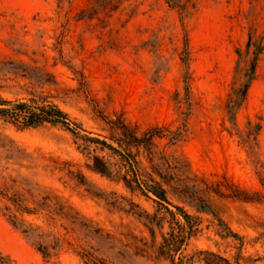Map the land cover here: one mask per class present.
Here are the masks:
<instances>
[{"label":"rangeland","instance_id":"rangeland-1","mask_svg":"<svg viewBox=\"0 0 264 264\" xmlns=\"http://www.w3.org/2000/svg\"><path fill=\"white\" fill-rule=\"evenodd\" d=\"M0 101L76 131L0 116L11 264H264V0H0Z\"/></svg>","mask_w":264,"mask_h":264},{"label":"trees","instance_id":"trees-1","mask_svg":"<svg viewBox=\"0 0 264 264\" xmlns=\"http://www.w3.org/2000/svg\"><path fill=\"white\" fill-rule=\"evenodd\" d=\"M248 81L242 86L240 89V94L237 96L231 95L227 102V108L230 110L239 106L248 90L250 82L253 80L254 76V63H252L251 69L249 71ZM34 104V103H33ZM12 105L8 101H0V116L7 117L11 120V122L21 129L26 128H36L44 123H48L52 126H61L69 130L70 132L75 133L74 128L71 127V122L68 119L66 113H64L60 108L55 105H30L25 102H19L17 104L12 105V108H8L7 106ZM76 126V125H75ZM76 134V133H75ZM94 143L101 144L106 146L110 150L118 153L120 157L129 165L130 172L133 176V179L137 183L138 187L142 190V192L147 196L148 194L152 195L159 202L168 203L166 197V191L159 183H153L151 185L142 186L139 176L137 173V169L135 167V160L131 153L123 152L120 153L115 148L110 145H106L104 141H99L98 139H89ZM129 144V141H126ZM92 170L102 176H109V169L107 165L98 157L93 158ZM127 187L130 188V183L126 180ZM203 209H207L206 205H203ZM177 210L181 212V209L176 207ZM184 220H188L190 217L183 213ZM0 264H11L7 257H2L0 255Z\"/></svg>","mask_w":264,"mask_h":264}]
</instances>
